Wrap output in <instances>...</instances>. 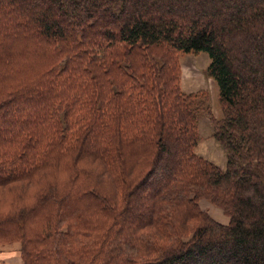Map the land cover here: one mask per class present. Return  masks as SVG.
<instances>
[{"label": "trees", "instance_id": "trees-1", "mask_svg": "<svg viewBox=\"0 0 264 264\" xmlns=\"http://www.w3.org/2000/svg\"><path fill=\"white\" fill-rule=\"evenodd\" d=\"M178 52L211 59L225 168ZM21 238L26 264H264V0H0V241Z\"/></svg>", "mask_w": 264, "mask_h": 264}, {"label": "rangeland", "instance_id": "rangeland-1", "mask_svg": "<svg viewBox=\"0 0 264 264\" xmlns=\"http://www.w3.org/2000/svg\"><path fill=\"white\" fill-rule=\"evenodd\" d=\"M177 61L180 69L179 84L183 92L195 94L199 125V144L197 153L225 168L226 151L217 142L214 136V124L211 116L216 119L222 115L219 86L208 72L211 63L209 55L205 52L177 53ZM33 197L34 192L30 191ZM18 207L29 204L27 199H19ZM200 206L206 210L215 220L227 224L230 216L224 210L209 199L202 198ZM23 241H0V264H26L23 254Z\"/></svg>", "mask_w": 264, "mask_h": 264}]
</instances>
